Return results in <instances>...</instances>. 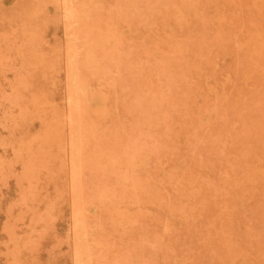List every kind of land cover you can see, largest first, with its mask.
Here are the masks:
<instances>
[{"label": "rangeland", "instance_id": "rangeland-1", "mask_svg": "<svg viewBox=\"0 0 264 264\" xmlns=\"http://www.w3.org/2000/svg\"><path fill=\"white\" fill-rule=\"evenodd\" d=\"M0 264H264V0H0Z\"/></svg>", "mask_w": 264, "mask_h": 264}, {"label": "bare ground", "instance_id": "bare-ground-1", "mask_svg": "<svg viewBox=\"0 0 264 264\" xmlns=\"http://www.w3.org/2000/svg\"><path fill=\"white\" fill-rule=\"evenodd\" d=\"M70 10H71V9H70ZM70 10H69V11H70ZM72 12H73V11H72ZM108 12H109V11H108ZM69 13H71V12H69ZM71 14H72V13H71ZM68 30H69V29H68ZM124 30H125V28H124ZM73 48H74V47H73ZM73 53H74V52H73ZM74 57H75V56H74ZM113 60H114V59H113ZM113 60H112V61H113ZM87 61H88V60H87ZM75 66H76V65H75ZM133 74H134V73H133ZM66 75H67V74H66ZM77 75H78V73H77ZM90 75H91V74H90ZM68 77H70V76H68ZM76 77H77V76H76ZM71 81H72V80H71ZM74 81H76V80H74ZM76 83H77V82H75V86H74V87H78V86H76ZM77 85H78V83H77ZM72 86H73V85H72ZM102 87H103V86H102ZM211 87H212V86H211ZM79 89H80V88H79ZM75 90H76V88H74V92L77 93L78 90H77V91H75ZM80 90H81V89H80ZM81 91H82V90H81ZM81 91H80V92H81ZM85 91H86V90H85ZM213 91H214V89H213ZM74 92H72V93H74ZM82 92H83V91H82ZM82 92H81V93H82ZM76 93H74L73 96H78V99H79V95H75ZM78 93H79V92H78ZM81 93H80V94H81ZM215 94H216V92H215ZM68 95H69V94H68ZM96 98H97V97H96ZM74 99H75V98H74ZM90 99H91V98H90ZM91 100H92V99H91ZM69 101H71V100H69ZM76 101H77V100H75V101H73V102H76ZM88 101H89V100H88ZM77 102H79V101H77ZM104 102H105V101H104ZM70 104H71V103H70ZM80 104H81V103H80ZM71 105H72V104H71ZM98 105H99V104H98ZM74 106H76V105H74ZM115 106H116V105H115ZM77 107H78V106H76V108H77ZM115 108H116V107H115ZM74 109H75V108H74ZM78 109H79V107L77 108V110H76V109H75V110L78 112ZM214 110H215V109H214ZM86 111H87V110H86ZM105 111H107V110H105ZM116 111H117V110H116ZM77 112H76V113H77ZM94 113H95V112H94ZM78 114H79V113H78ZM96 114H97V113H96ZM102 114H103V113H102ZM104 114H105V113H104ZM78 118H79V117H78ZM78 118H77V119H78ZM70 131H71V130H70ZM74 133H75V132H74ZM74 133H73V134H74ZM79 140H80V139H79ZM78 144H79V143H78ZM133 160H134V159H133ZM139 162H140V161H139ZM133 163H134V162H133ZM133 163H132V164H133ZM184 164H185V163H184ZM78 169H79V168H78ZM164 171H166V170H164ZM126 178H127V177H126ZM126 180H127V179H126ZM207 184H208V183H207ZM158 190H159V189H158ZM90 197H91V196H90ZM80 198H81V197H80ZM133 200H134V199H133ZM79 203H80V202H79ZM130 204H131V203H130ZM95 205H96V204H95ZM94 211H95V210H94ZM82 214H83V213H82ZM123 214H124V213H123ZM125 214H126V213H125ZM75 219H76V218H75ZM75 222H76V221H75ZM75 222H74V223H75ZM74 226H75V225H74ZM182 263H183V262H182Z\"/></svg>", "mask_w": 264, "mask_h": 264}]
</instances>
